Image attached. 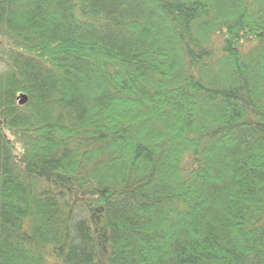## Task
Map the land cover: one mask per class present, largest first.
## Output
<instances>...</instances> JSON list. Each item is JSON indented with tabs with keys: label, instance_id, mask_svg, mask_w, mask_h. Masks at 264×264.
<instances>
[{
	"label": "trees",
	"instance_id": "1",
	"mask_svg": "<svg viewBox=\"0 0 264 264\" xmlns=\"http://www.w3.org/2000/svg\"><path fill=\"white\" fill-rule=\"evenodd\" d=\"M0 264H264V0H0Z\"/></svg>",
	"mask_w": 264,
	"mask_h": 264
},
{
	"label": "water",
	"instance_id": "2",
	"mask_svg": "<svg viewBox=\"0 0 264 264\" xmlns=\"http://www.w3.org/2000/svg\"><path fill=\"white\" fill-rule=\"evenodd\" d=\"M28 102V96L26 94H21L19 96V104L24 105Z\"/></svg>",
	"mask_w": 264,
	"mask_h": 264
}]
</instances>
